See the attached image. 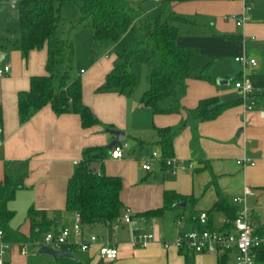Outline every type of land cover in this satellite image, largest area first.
I'll return each mask as SVG.
<instances>
[{"label":"crops","instance_id":"1","mask_svg":"<svg viewBox=\"0 0 264 264\" xmlns=\"http://www.w3.org/2000/svg\"><path fill=\"white\" fill-rule=\"evenodd\" d=\"M10 1L0 2V70L9 66V72L0 76V128L2 129L0 185L6 175L11 176L18 172L25 174L23 188L17 191L15 198L8 203L9 210H16L15 212L20 210L28 220V225L18 231L22 235L26 233L31 235L28 212L34 210L43 214L48 220L46 231L56 233L62 228H71L75 221V214L65 209L66 192L68 180L81 160L82 152L87 148L105 146L114 139L106 131L105 135H102L101 130L105 128L119 130L124 133L125 140L133 136H141L142 131L147 129L148 121L156 125L154 128L175 127L184 117V113L151 116L146 112L145 107L141 106L137 100H132V97L124 96L120 92L100 91L105 79L98 74L102 70L109 73L113 68L107 63V53H104L103 64L101 62L92 64L91 73L79 71V77L84 82L83 104L91 110L98 120V125L84 129L81 127L79 116L75 114L56 116L49 106L21 123L17 109L18 94L29 90L32 77L47 75L45 70L47 52L46 47L41 50H32L27 55L20 51L17 45L19 12L17 8L10 6ZM238 1L241 3V11L236 17L246 6L245 0ZM221 2L222 0L216 6L227 9L228 5ZM238 5L240 7V4ZM239 9L237 6V10L234 11L238 12ZM233 19L235 20V17ZM227 20L228 18H224V21L227 22ZM236 27L241 30L237 36L216 34L213 31L212 35L220 40L240 41L245 47L248 41L253 39L264 43V21L249 18L244 26L240 27L236 24ZM219 30L221 32L224 29L219 27ZM232 30L235 29L232 28ZM90 34L93 36L91 29ZM178 44L185 48L179 42ZM198 83H201L198 86L199 89L190 98L185 99L186 95L183 98V107L195 108L200 100L220 96L223 91L218 87L228 85V82L225 85H219L216 81L204 80H198ZM250 101L253 103L250 111L246 110L242 99H239L237 105H243L242 110L241 107L228 110L226 107L215 120L197 124L194 132L190 127H186L175 137L173 157L184 161H194L192 171L172 175L169 170L160 167H155L157 170L154 171V168L152 172H144L140 167L138 173L122 171L120 177L108 173L103 161L102 171L108 176L119 177L124 185L120 191L123 210H129L137 218V224L144 231L153 233L156 240L145 249L133 248L129 243L131 229L123 226L118 237L119 256L116 260L105 262L98 256L97 246H94L89 252L81 253L85 254L84 262L88 264H231V256L218 259L205 254L186 255L171 245L163 246V242H170L175 238L177 233L175 220L178 217L184 220V230H191L196 228L195 217L201 212H206L209 228L224 229L225 216L222 213L210 211L217 200L216 188L236 211L242 206L233 204L232 199L241 196L244 187L251 188L254 196L248 199L250 217L257 233H264V221L259 228L256 227V220L260 214L257 212L258 201L255 193L256 189H264V116H261V112H264V94L253 91ZM132 116L135 118H131ZM242 126H244L243 129L238 131ZM193 137L196 140V153L191 146ZM142 138L134 139L139 152L146 145L152 149L159 148L154 145L156 134L151 143L145 142ZM235 139L236 146L231 144ZM140 142H143V146H140ZM107 155L114 163L124 162L123 159L112 160L110 154ZM242 158L249 159L254 165L245 167L237 165V161ZM198 159H201L203 163H200ZM123 166L126 167V165ZM132 166L133 164L131 168ZM157 171L161 175L160 185L150 197L147 192L138 191L130 203L122 196L123 187L129 184L133 189L132 183H138L143 176L142 180H146L150 174H155ZM213 180L214 183H212ZM164 192H174L188 198V201L181 203L184 204L183 206L176 205L172 209L165 210L159 216L141 217V214L163 206ZM126 202L130 207L126 205ZM130 208L134 211L132 212ZM220 215L222 221L218 226L215 221ZM41 218H37V221L40 222ZM11 228L14 229L13 226ZM87 231L98 236L110 237V229L105 223L87 227ZM41 257L39 253L35 257L22 256L20 247L13 245L4 255V262L29 264V261L38 262Z\"/></svg>","mask_w":264,"mask_h":264},{"label":"trees","instance_id":"2","mask_svg":"<svg viewBox=\"0 0 264 264\" xmlns=\"http://www.w3.org/2000/svg\"><path fill=\"white\" fill-rule=\"evenodd\" d=\"M8 0H0V2ZM165 3H184L192 0H164ZM63 2L52 0H23L17 4L19 12V37L17 45L20 51L27 55L32 50L46 47L47 59L45 70L47 75L35 76L30 79L29 90L18 94L17 109L21 123L29 120L34 114L49 106L56 116L75 114L79 116L81 127L91 128L98 120L91 110L83 104L82 84L80 79H72L70 72L73 67L75 50L70 34L79 26H87L93 32V45L99 49L114 44L138 20L143 33L146 49L150 60L156 62L149 73V89L140 98L141 106L148 108L153 116L178 115L184 117L175 127L155 128L156 142L162 161L174 156V139L186 127L193 132L196 125L215 120L227 107L220 103L217 97L200 100L193 109H185L182 100L187 92V80L190 77L189 61L191 53L178 44L177 23L183 18L169 14L165 19L158 17H143L138 4L133 0H78L80 18L77 22H68L61 16L60 7ZM61 24L68 25L66 37L57 35ZM141 45L133 46L123 56V61L116 64L107 74L100 91H131L136 83L132 72L133 56ZM197 80L212 82L201 76ZM196 140L192 148L196 153ZM143 146V142H140ZM110 149L103 147L87 148L82 152L72 176L68 180L65 209L77 214L83 225L91 227L98 223L113 221L118 218L123 205L120 200L122 188L121 179L108 176L102 171L103 161ZM203 163L201 159H198ZM93 163L99 165V170H89ZM25 174L20 172L6 175L0 185V232L3 240L12 244L32 243L41 239L47 233L45 227L48 220L43 214L30 210L28 219L31 235L25 237L18 230L10 227L13 213L8 209V203L15 198L17 191L23 188ZM214 183V180L213 182ZM214 185V184H213ZM217 200L211 212L222 213L226 222L224 229L229 228L236 216V210L216 188ZM188 198L174 192H164L163 206L141 214L143 218L161 215L165 210L185 203ZM42 217L38 222L37 218ZM188 255L186 252L179 251ZM258 262L264 264V249L258 254ZM6 264V263H4ZM29 264H88L81 261L53 260L42 255L38 262Z\"/></svg>","mask_w":264,"mask_h":264},{"label":"rangeland","instance_id":"3","mask_svg":"<svg viewBox=\"0 0 264 264\" xmlns=\"http://www.w3.org/2000/svg\"><path fill=\"white\" fill-rule=\"evenodd\" d=\"M52 1L63 2L60 7L61 16L68 22L74 23L78 21L80 18L79 6L77 5L78 0ZM133 1L135 4H138L139 11L144 17L160 16L162 19H165L171 14L185 20L176 24L178 42L191 53L189 61L190 77L187 80L188 90L185 99L190 98L191 95L199 89L198 86L201 84L198 83V80L195 79L194 76H201L216 82L218 80H223L227 81L228 85L225 87H218L223 91V94L217 97H219L222 103L228 105L226 108L227 110L237 107H241L242 110L243 105H237L241 96L233 89V84L240 80L244 71L243 67L236 62V58L243 56L248 60L253 59L256 62V66L246 70L245 74L251 81L253 91L264 94V43L253 39L252 41H248L245 47L240 41L220 40L212 35V31L216 34L236 36L241 33V30L236 27V21L233 19V17H236L241 11V3L238 0H222L221 3L228 5L227 9L216 6L220 0H192L184 3H165L164 0H158V2H155V0ZM204 2H207V4H204ZM245 2L246 6L250 8L247 14L248 17L250 19H256L257 21H264V0H245ZM235 4L240 8L238 12L234 11L237 10ZM238 4H240V7ZM224 18H228L227 22L224 21ZM219 27H222L224 30L220 32ZM232 28L235 30H232ZM68 30L67 24H61L58 28L57 35L64 38L67 36ZM70 39L75 50L70 76L72 79L79 78L82 85L84 82L83 79L79 77V71L83 70L90 72V66L92 64L96 65V62H98L97 64L100 62L103 64L102 58L105 55L104 53H107L106 55L108 56L107 63L111 64V67H114L116 64L123 61V56L127 54L133 46L141 45L139 51L133 56L132 72L136 79L135 86L131 91L122 93L124 96L132 97V100H137L138 103H140L142 94L149 89V73L153 67H155L156 62L150 60L145 52L146 44L138 20H136L131 28L114 44L106 45L99 49L93 47L90 28L87 26L77 27L71 32ZM104 73L105 70H102L98 76H102L105 79L108 72ZM145 109L146 112L152 116L151 111L148 108ZM131 118L135 117L132 116ZM154 126L156 125L153 122L148 121L147 129L142 131L141 136L126 138L122 142L127 146L123 163H114L109 159V155L106 156L104 168H107L108 173L120 177L122 171H127V173L133 172L134 174L138 173V169H140L141 165L140 159L151 154L156 148L152 149L149 145H146L143 150L139 152L134 139H141L143 137L142 140L150 142L155 138ZM243 127L244 126L240 127L238 131L242 130ZM106 129L108 128L101 130L102 135H105ZM236 142L237 140L235 139L231 144L236 146ZM110 143L111 142L102 147H107ZM132 164L133 166L131 168ZM123 165H126V167ZM155 170H157V168H155L154 171ZM142 178H140L138 183H132L134 185L133 189L129 184L125 188L123 187L122 196L128 199L130 203L131 200L135 198L136 192L145 191L150 197L151 194L157 191V187L160 185L161 175L158 171L155 172V174H150L146 180H142ZM122 186L124 185L122 184ZM256 190L255 193L258 201L257 212L260 214V217L256 220V227L259 228L264 221V189L259 188ZM127 206H129V204ZM130 209L132 212L134 211L133 208ZM15 211L16 210L11 211L13 217L10 224L14 227V230H21L28 225V220H26V215L21 213L20 210H18V212ZM221 221L222 217L220 215L215 221L216 225L219 226ZM24 235L27 238L30 236L29 233ZM74 255L79 261H85V254L75 251Z\"/></svg>","mask_w":264,"mask_h":264},{"label":"built area","instance_id":"4","mask_svg":"<svg viewBox=\"0 0 264 264\" xmlns=\"http://www.w3.org/2000/svg\"><path fill=\"white\" fill-rule=\"evenodd\" d=\"M21 0H11L10 6L16 8ZM244 1V0H240ZM250 8L245 6L241 14L235 17L237 26H244L249 20L248 12ZM236 62L243 67V73L239 81L234 83V89L240 94L246 110L252 109L253 103L250 97L253 93L250 79L245 71L256 66L254 60H248L244 56L236 58ZM9 72V66L0 70V76ZM264 116V112H261ZM2 129L0 128V136ZM1 145V142H0ZM127 150L126 144L122 142L114 145L110 149V158L112 160H122ZM140 167L144 172H152L155 167L167 169L172 175L179 172L192 171L194 161H184L174 157L162 161V155L159 148L151 154L140 159ZM237 165L245 167L253 166L247 158L237 161ZM254 196V191L249 187H244L241 196L232 199L233 204L241 205V209L236 211L234 220L230 227L222 230L211 229L208 227V215L201 212L195 217L196 228L184 230V220L176 218L175 226L177 233L170 242H163L164 247L169 245L177 250L186 252L190 255L205 254L212 255L218 259L231 256V264H258V254L264 249V233L259 234L250 217L248 199ZM110 229V237H102L87 231V226L83 225L80 218L75 214V221L71 228H62L58 232H47L40 240L28 243L12 244L5 242L0 232V264H4V255L9 252L13 245L20 247V254L25 257H35L41 247H47L58 251L70 252L79 251L80 253L89 252L94 246H97L98 256L105 262H112L119 256L118 237L123 230V226L131 229L129 243L133 248L145 249L149 244L156 240L153 233L146 232L137 224V218L129 211L123 210L121 215L113 221L105 222Z\"/></svg>","mask_w":264,"mask_h":264},{"label":"water","instance_id":"5","mask_svg":"<svg viewBox=\"0 0 264 264\" xmlns=\"http://www.w3.org/2000/svg\"><path fill=\"white\" fill-rule=\"evenodd\" d=\"M217 83L219 85H225L227 82L218 80ZM106 132L114 137L113 141L107 146V149H111L114 145H117L124 141V133L119 130H113V129H106ZM89 170L98 171L99 165L97 163H93L89 166ZM184 204H179L177 206H183ZM39 255H44L52 258L53 260H70V261H78V259L75 257L73 253L70 252H63L54 250L47 247H41L38 250Z\"/></svg>","mask_w":264,"mask_h":264}]
</instances>
